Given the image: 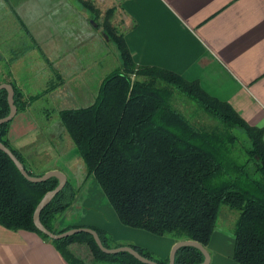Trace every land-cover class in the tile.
<instances>
[{
  "label": "trees",
  "instance_id": "1",
  "mask_svg": "<svg viewBox=\"0 0 264 264\" xmlns=\"http://www.w3.org/2000/svg\"><path fill=\"white\" fill-rule=\"evenodd\" d=\"M79 1L94 12L93 20L100 17L87 0ZM113 14L114 9L107 8L104 21L96 26L114 44L120 64L102 78L92 102L54 110L83 160L85 177L92 175L98 182L123 224L157 235L173 234L178 240L193 239L203 246L216 226L220 205L235 209L233 259L240 264H264L263 129L247 123L229 103L203 90L197 80L157 66L136 65L123 34L112 24ZM9 83L17 112L24 110L27 101L21 90ZM174 91L196 102L217 125L211 130L195 126L172 104ZM6 95V90L0 89V117L9 111ZM11 120L0 124V142L12 150L28 174H43L45 169L30 168L10 144ZM233 128L241 129L245 139ZM57 184L55 176L28 181L0 149V225L37 233L51 242L68 264L84 262L71 249L74 243H84L97 262L146 264L128 252H102L87 232L53 239L38 230L34 209L43 194ZM76 192L77 187L67 179L40 211V220L48 230L59 233L69 229H56L54 223ZM91 228L104 246H111L101 229ZM130 246L151 260L168 264V259H154L138 245ZM202 260L197 248L185 246L177 250L174 264Z\"/></svg>",
  "mask_w": 264,
  "mask_h": 264
},
{
  "label": "crops",
  "instance_id": "2",
  "mask_svg": "<svg viewBox=\"0 0 264 264\" xmlns=\"http://www.w3.org/2000/svg\"><path fill=\"white\" fill-rule=\"evenodd\" d=\"M70 1L0 0V72L7 62L12 68L8 75L0 74V82L15 84L27 101L12 118L7 136L30 168L61 170L77 187L72 203L57 216L56 229L97 227L110 238L117 214L93 176L85 177L83 160L54 112L81 105L77 102L84 90L68 81L81 75L77 80L83 79L84 86L85 71L102 60L107 42L100 27L90 23L91 17ZM87 1L96 10L114 9L112 24L123 34L136 65L197 80L247 123L262 128L264 139V0ZM20 53L30 60L27 78L39 84L29 86L18 77L24 58ZM42 100L51 105H38ZM39 106L44 115L36 114ZM57 154L62 161L55 159ZM211 236L205 246L211 264H240L232 257L233 231L223 245ZM117 244L110 247L130 245ZM71 249L83 264H115L93 260L84 243H74ZM0 264L68 263L37 233L0 225Z\"/></svg>",
  "mask_w": 264,
  "mask_h": 264
},
{
  "label": "rangeland",
  "instance_id": "3",
  "mask_svg": "<svg viewBox=\"0 0 264 264\" xmlns=\"http://www.w3.org/2000/svg\"><path fill=\"white\" fill-rule=\"evenodd\" d=\"M70 4L76 6L75 8H78L80 10V12H84L86 13V17L90 16V23L93 25H97L98 23L101 24L104 21V11L99 10V14L100 17L97 18L96 20H93L92 17L94 16V12L91 11L90 9L87 11L84 10V5H80L77 0H71ZM89 17V18H90ZM95 21V22H94ZM99 27V26H97ZM101 29V28H100ZM107 40V39H106ZM30 45V44H27ZM106 47L103 48L102 51V60L99 62V60H96V63H93L91 66L95 68L91 69V70H86L82 73H84V82L85 85L82 86V80L78 81L77 79L81 76H73L70 78V80L68 81L70 86L73 87L76 85H78V87L81 90H84L83 93V98L78 100V105L82 106L85 103L88 104L89 102H92L94 100V97L96 95V91L98 89V86L100 84V81L102 80V78L109 73L110 71H112L113 69H115L119 64H120V60L117 54V51L115 50V46L112 42H105ZM26 47V46H25ZM99 52V51H98ZM21 55H24L23 58V64L20 66V68H18L17 74L18 77H20L21 80H23L24 82H28L29 86H33V85H37L39 84V82H36L30 78H27L28 73H30V60L29 58H25V54L20 53ZM19 54V55H20ZM14 55H18V54H14ZM18 55V56H19ZM9 69L11 70L12 68L10 67V64L7 62L5 64V66L3 67V69L1 70L0 74H9L8 71ZM81 73V74H82ZM5 77V75H4ZM96 78V81L93 79ZM6 79V78H4ZM81 86L83 87L81 89ZM90 88V90L88 89ZM95 89V90H92ZM87 93L89 94V97L86 99ZM174 95L172 96V104L174 105V107H176L182 114H184L185 116H187L190 121L198 127H206L207 129H213V127L215 125H217V121L216 119H214L212 116L207 115L201 108L200 106L188 99L185 95L179 93V92H175L174 91ZM77 99V94L75 95V100ZM24 100V99H23ZM26 101V100H24ZM46 103L49 105H51L50 102H46L44 100L40 101L39 103H37L38 105H46ZM75 105V104H74ZM39 109H42V107H38L37 110H35L36 114L38 115L39 113L42 115L43 112L39 111ZM34 114V113H33ZM36 114H34V116H36ZM44 115V114H43ZM233 131L238 134L240 136V138H244L245 134L243 133V131L239 128H233ZM67 134V133H66ZM68 136V134H67ZM70 139V137H68ZM245 139V138H244ZM71 140V139H70ZM238 146V151L239 153L241 152V147ZM239 155V159L242 158L241 153L238 154ZM59 161H62V156L57 154L56 158ZM237 217V211L235 209H231L226 205L221 204L219 207V212H218V217H217V222H216V226L214 228V233H211V235L213 234L214 236V243H221L226 244V241L228 238L232 237V231L234 228V222L236 220ZM113 231V235L110 236V239L108 240V243L110 245H115L117 243H126V244H130V245H138L139 247H141L143 252H147L149 253L154 259H158V260H163L164 262L166 261V259H168V254L169 251L172 247V245L178 240L176 238L175 235L173 234H165V235H157L154 234L150 231H147L145 229L142 228H138V227H132V226H128L123 224L122 222L117 221L116 225H114L112 227ZM210 235V238L207 242V244L209 243V241L211 240L212 236ZM234 239V237H233ZM174 241V243L170 244L171 241ZM180 240V239H179ZM172 241V242H173ZM217 242V243H216ZM220 244V245H221ZM209 264H211L209 262ZM214 264V262L212 263Z\"/></svg>",
  "mask_w": 264,
  "mask_h": 264
},
{
  "label": "water",
  "instance_id": "4",
  "mask_svg": "<svg viewBox=\"0 0 264 264\" xmlns=\"http://www.w3.org/2000/svg\"><path fill=\"white\" fill-rule=\"evenodd\" d=\"M0 89L6 90V92H7L6 99H7V103H8V107H9L8 113L5 116L0 117V124H2L4 122L10 121L15 116V114L17 112V107L14 103V89H13V86L11 85V83L1 82L0 83ZM0 149L10 157V159L16 165L19 172L28 181L40 182V181L46 180L50 176H55L58 179V184L53 189L48 190L47 192H45L43 194V196L41 197V199L39 200V202L37 203V205L34 209L33 222H34V225L36 226V228L38 230H40L41 232L46 234L48 237L53 238V239L65 237V236L75 234L78 232H87L93 237L98 248L104 253L115 254L118 252H128L129 254H131L133 257H135L137 260H139L142 263L160 264L155 260H151V259L143 256L142 254H140L136 249H134L130 245H121V246H117V247H106V246H104L103 243L101 242V239H100L97 231L93 228H90V227H72V228H69L63 232H59V233H53L50 230H48L40 220V211L44 208V206L46 204H48L50 202V200L53 198V196L59 190H61L64 187V185L66 184L67 177H66L65 173L62 172L61 170H58V169H51V170L44 172L43 174H41L39 176L30 175L25 170V167L23 166L22 162L15 156V154L12 152V150L10 148H8L6 145H4L2 142H0ZM185 246L195 247L203 254V260L199 263H194V264H209L210 254H209L208 250L200 242L193 240V239L177 240L172 245V247L169 251L168 264H174L175 254H176L177 250L179 248L185 247Z\"/></svg>",
  "mask_w": 264,
  "mask_h": 264
}]
</instances>
